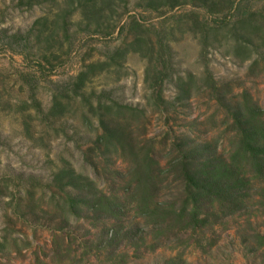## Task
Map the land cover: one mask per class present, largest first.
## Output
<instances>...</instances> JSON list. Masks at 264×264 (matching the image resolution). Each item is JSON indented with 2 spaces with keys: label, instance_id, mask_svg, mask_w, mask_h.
Listing matches in <instances>:
<instances>
[{
  "label": "rangeland",
  "instance_id": "374dc122",
  "mask_svg": "<svg viewBox=\"0 0 264 264\" xmlns=\"http://www.w3.org/2000/svg\"><path fill=\"white\" fill-rule=\"evenodd\" d=\"M231 1L230 11L211 13L192 0L173 7L161 0H98L86 12L70 0L32 6L0 0V264H264L263 251L248 239L252 230L264 234V208L253 205L255 198L248 212L225 217L203 234L172 238L154 252L137 251L127 239L118 249L107 245L112 222L86 213L65 220L51 202L64 197L56 179L64 168L106 192L122 190L127 156L95 148L97 122L88 105L60 94L65 113H50L61 86L89 65L110 61L116 50L128 52L87 81L85 97L105 93L137 109L120 123L129 124L127 131L144 147L153 146L162 169L188 143L199 149L217 144L213 153L228 156L227 125L243 93L264 110V50L254 52L260 43L254 36L253 56L243 60L231 33L235 17H229L239 5L264 13V0ZM226 16L228 27L221 25ZM216 25L215 34L201 36ZM137 36L147 45H133ZM189 75L195 84L185 93ZM177 178L165 177L160 201L181 197ZM122 219L126 229L139 222L131 212Z\"/></svg>",
  "mask_w": 264,
  "mask_h": 264
},
{
  "label": "trees",
  "instance_id": "16d2710c",
  "mask_svg": "<svg viewBox=\"0 0 264 264\" xmlns=\"http://www.w3.org/2000/svg\"><path fill=\"white\" fill-rule=\"evenodd\" d=\"M37 1L27 0V6H32ZM183 1L186 0H161V3L162 6L173 7ZM69 3L71 7L85 12L88 8L95 9L98 6V0H70ZM191 3L193 7H204L211 13L218 8L225 9L226 12L233 8L231 0H192ZM191 14L196 20L197 13ZM229 17H235L231 33L235 34L234 49L239 54L243 53V60L253 56L250 44H253L254 36L260 41L254 52L264 50V13L256 16L241 11L239 5ZM226 19L227 16L221 25L228 27L230 25ZM40 23L37 22V25ZM131 24L134 29L135 25L139 26L135 20ZM218 25L208 29V32L201 30V36L205 38L210 33L215 34ZM223 26L220 27L224 30ZM40 35L42 36V31ZM141 38L137 36L133 45H147ZM23 40L27 43L26 39ZM127 52L128 49L124 52L116 50L109 58L110 61L89 65L71 84L58 89L60 92L53 95L50 109L51 115L60 113L62 116L65 113L62 102L64 99L60 94L70 97L67 101L79 100L85 106L88 105L97 122L95 148L120 150L127 156L128 168L122 179V190L106 192L99 189L97 183L89 177L64 168L56 176L62 184L60 191L64 193V197L56 199L54 196L51 199L56 211L65 220L70 217L79 218L86 213L112 222L107 231H111V236H106L105 243L116 246V249L127 239L137 251L144 246V251L154 252L161 246H167L172 238L179 240L181 236L190 233L203 234L225 217L248 212L250 201L254 198L253 205L257 209L264 208V110L254 104L247 93H243L241 102L231 113L232 122L227 125L230 140L227 157H219L213 153L217 144L199 149L192 148L188 143L182 147L179 156L169 163V167L162 169L153 156V146L144 147L127 131L129 124L126 123L125 127L120 123L135 116L137 109L109 100L105 93L93 99L92 96L85 97L82 92L92 76L105 66L113 67L115 58L121 56L120 53ZM156 77L163 78L162 72L156 74ZM188 77L189 83H184L187 89L184 90L185 93L190 90L189 86L193 87L195 84L193 76ZM207 80L211 81L210 78ZM212 89H215V85ZM170 175L178 177L182 188L181 197L172 202L160 201L159 187L165 177ZM130 212L139 222L131 229H126L122 218ZM144 231L149 233L145 235ZM252 231L248 239H252L255 249L264 253V234ZM148 235L149 243L146 241ZM178 243L182 244L181 241ZM171 249L175 248L171 246ZM140 254L142 256L143 252Z\"/></svg>",
  "mask_w": 264,
  "mask_h": 264
}]
</instances>
